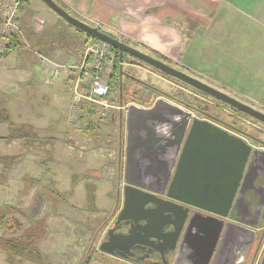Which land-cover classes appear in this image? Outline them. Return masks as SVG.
Segmentation results:
<instances>
[{"label":"rangeland","instance_id":"374dc122","mask_svg":"<svg viewBox=\"0 0 264 264\" xmlns=\"http://www.w3.org/2000/svg\"><path fill=\"white\" fill-rule=\"evenodd\" d=\"M41 4L44 5V3ZM44 6L46 7V5ZM54 14L56 15V13ZM56 16L68 24L59 15ZM218 17L221 19V14ZM163 18L162 23L173 29L174 45L178 46L174 49L175 52H170L171 56L169 54L162 55L141 43L139 47L129 44L131 38L128 37V39L120 38V41L147 55L171 63L173 67L188 76L264 114V52L243 53L248 39L234 37L231 31H225L226 36L217 38L220 32L214 31L212 27L208 26V22L205 24V21L202 22L200 19L189 20L187 16H180L178 20H175L170 15H163ZM213 20L210 19V21ZM0 23L3 27L0 31L1 52L11 45L10 37L21 44L23 43L18 36H10L12 32L4 25L3 20H0ZM19 24L24 30L21 21ZM69 26L76 30L73 26ZM117 26L121 30L123 29L120 24ZM130 31L134 32V27L131 26ZM53 33L64 35H59L57 38L62 41V45L74 46V43L71 44V40L66 38L64 31L56 27L48 30L50 36ZM83 34L81 35L85 36L86 40H78L81 52H85L90 44L98 43L93 38H89L90 36L86 33ZM25 35L29 45L25 48H17L9 57L0 60V72L3 73L0 75V112H3L4 109L8 110L16 127L24 125L26 132H29L30 126L27 123L30 122V118L26 116L27 105L36 111L43 109L45 111L44 121L48 129L43 133H37L31 129L32 137L35 139L29 141L30 147L25 146L24 140L12 142L0 140V158L2 159L0 161V218L6 215L10 220H15L18 229L15 233L8 235L0 230V238L33 235L37 247L43 254V262L40 264H90L97 258L98 244L106 230L103 225L105 226L106 221L109 222V219L116 215L117 206L115 205V191L108 193L107 190L101 189L99 186L96 191V179L106 175V171L92 174L75 171L77 167H86L87 161L82 160L85 155L83 149L77 151L73 145L74 140L68 128L80 131V126L88 124L87 116L85 115L86 122H83L82 118V121L76 118V121L72 122L70 120L72 113L69 112L67 120L61 121L62 125L56 122L59 116L67 113L68 109L71 110L74 86L80 74L79 66L81 64L71 65V68L76 66L72 69L75 75L72 79L74 84L72 82V85H66L64 83L65 75L72 70L63 69L58 75H55L54 68L45 60L49 57L39 56V59L38 49L33 43V38H30L26 31ZM145 36L147 37L145 40L150 46L158 45L157 39L153 40L147 33ZM49 65L53 68V74L52 72L47 73L51 85L38 84L40 80L32 75V71L36 75H38L37 72L42 73L46 69L50 71ZM63 65L68 66L69 64ZM147 66L128 54H125V61H122L124 73L128 72L138 81L155 87L161 91V94L165 93L175 99V103L188 102L198 104V106L201 104L202 109L209 113L205 115L228 126L245 123V117L242 114L231 112L228 107L221 106L212 98L201 96L192 89ZM10 67L12 68L10 69ZM27 79H32V83H26ZM125 85V89L129 93L125 97L128 100L135 97L139 100L137 102L142 104H145L151 97L145 94L156 96L157 93L156 90H147L136 83H125ZM61 88H63V92ZM194 94L199 95V98ZM28 96L33 97V100ZM64 98L69 99L68 102ZM42 99L43 103H41ZM111 100L113 105L108 109V115L103 114L104 107L96 105V112L92 118H89V121L92 120V123L100 124V131L102 135L106 136L104 140L107 137L110 139L109 144L104 143L100 151L104 155L106 167L113 169L112 174L106 176H112L114 179L111 183H114L119 177L116 171L117 167L122 164L123 158L121 157L123 143L120 131L111 124L112 120L117 118V113L115 115L114 111L117 112L121 106L118 91L112 93ZM108 104H110L109 101ZM85 106H81V112ZM183 107L191 110L185 105ZM194 113L197 115L196 111ZM246 120L248 121V119ZM258 126L264 128L261 123ZM242 127L248 134L264 140V132L259 127L258 129ZM9 135V125L0 124V137ZM32 147H34L33 150ZM90 149V147L86 148V150ZM32 151H34V158L31 157ZM8 157L10 159L15 157L16 161L8 169H5L3 158ZM104 167H101L102 170ZM81 181L88 183L87 196L85 188H75ZM114 184L116 186V183ZM94 196H96V201H93L92 197ZM258 244L259 238L255 242L254 251ZM90 247L95 249L92 254L89 253ZM253 254H251V258ZM99 255L104 257L107 254L100 253ZM0 264H8L6 254L1 250ZM15 264L35 263L19 261Z\"/></svg>","mask_w":264,"mask_h":264},{"label":"water","instance_id":"95a60500","mask_svg":"<svg viewBox=\"0 0 264 264\" xmlns=\"http://www.w3.org/2000/svg\"><path fill=\"white\" fill-rule=\"evenodd\" d=\"M41 1L69 25L121 55L128 54L264 124V114L248 105L75 18L54 0ZM125 126L124 208L118 221L129 211L142 214L134 219L141 244L156 249L157 263L243 264L257 237L255 227L261 220L264 223L263 206H258V222L250 229L234 223L232 212L253 166L262 168L264 181V151L255 149L248 138L264 142L233 127L229 129L239 135L232 134L163 98L150 107L128 104ZM261 242L262 237L250 264H255ZM104 245L101 251L113 252Z\"/></svg>","mask_w":264,"mask_h":264},{"label":"crops","instance_id":"0c3cea01","mask_svg":"<svg viewBox=\"0 0 264 264\" xmlns=\"http://www.w3.org/2000/svg\"><path fill=\"white\" fill-rule=\"evenodd\" d=\"M54 1L75 18L86 22L91 26L97 27L100 31L108 34L109 36H112L119 40H121L120 38H131V40L129 39V44H133L134 46L139 47L141 43L143 46H146L156 52H159L162 55H170V52H175L174 49L178 47L174 45L175 37L173 35V29L170 26H166L162 23L164 19L163 15H170V17H174L175 20H178L180 16H187L189 20L193 18L200 19L202 22L205 21V24L208 22V26L212 27L214 31L216 30L218 33L220 32L217 38L226 36L227 34L225 31H231L234 37L248 39L247 43L245 44V48L243 49V53L253 54L256 52H264V0ZM41 3H43L41 0H25L22 4L23 7L20 11L21 16L19 19V21H21L22 23L24 31H26L30 38H33L34 40L33 43L38 49V58L40 59V57L47 56L58 63H60L61 61V63L63 64H69L70 67L71 65H80L82 62L83 52H81V49L79 48L80 45L78 40L80 39L82 41H85L86 37L79 34L73 28H70L69 24H66L58 16H56L57 14L55 15V12H53L45 3L44 5H46V7L48 8H46ZM219 14H221V19H219L218 17ZM210 19L214 20L210 21ZM117 24H120L123 29L121 30L120 27L117 26ZM1 26L2 25L0 23V31L3 29V27ZM131 26L134 27V32L130 31ZM54 27L64 31L66 38H69L71 40V44L74 43V46L70 47L67 45H62V41L57 39L58 36L61 34L53 33V35L50 36V34H48V30H50L51 28L53 29ZM145 33H147L150 38H153V40L157 39L158 45H156V47H152L146 42L145 38L147 37L145 36ZM166 37H168V39H165ZM18 48L25 47L20 46ZM16 49L17 48L13 49L7 57H9L12 52ZM11 68L12 67H10V69ZM51 69L50 71L46 69L42 73L37 72L38 75H36V73L32 71V75L35 76L36 79L40 80L38 84L50 86L51 83L49 82V77H47V73L52 72L53 74V68L51 67ZM1 74L3 73L0 72V75ZM74 77L75 75L73 74V70L72 72H67V74L65 75L64 83L66 85H72L73 82L74 84V81L72 80ZM7 80L9 81L10 79ZM31 81L33 80L27 79L26 83L28 82L29 84H31ZM62 89L63 88H61V90ZM28 98H31L33 100V97L28 96ZM68 100L69 99H67L66 101L68 102ZM43 102L44 101L42 99L41 103ZM135 104H138L143 107H150L146 106L145 104ZM180 105L184 106L182 103H180ZM125 107L126 106H120L117 112L114 111L115 115L117 113V118L113 119L111 122L113 126L119 129L121 141L123 143L121 153V157H123V177L122 181L116 186L114 184L115 181L114 183H111L113 182L114 178L112 176H106L111 175L113 169H110L112 167H106V163L103 159L104 155L100 151V148L103 147L104 143L109 144L110 139L109 137H107L104 140L106 136L102 135V132L100 131V124L94 122L90 126H88V123L85 126H80V131H74L72 128H70L71 130L68 128V131L72 134V138L74 140L73 145L75 146L77 151L83 149L85 155L82 157V160L87 161V164H85L86 167H77L75 171L83 174H92L94 172L103 173L104 171H106V175L104 174L103 176L98 177L96 179V191L99 186L101 189L107 190L108 193H110L111 191H115L116 197L119 196V190L121 188L123 189L124 186V161L126 145ZM44 113L45 111L43 109L41 111H36L31 106L27 105L26 116L30 118V122L28 121L29 124L27 123V125H29L34 132L43 133L48 129V126L45 124L46 122L44 121ZM68 113L69 109L67 113L65 112L64 115L59 116L58 120L56 121L57 124L62 125L61 121L63 119L67 120ZM84 121L86 122L87 118H85ZM81 132H83L84 134L82 135ZM46 142H48V140H46ZM87 147H90L91 149L86 150ZM33 149L34 147H32V150ZM31 157L34 158V151L31 152ZM102 166H105L103 170L101 168ZM117 169L119 170V166L117 167ZM118 170L116 172L119 175ZM75 188H85V194L86 196L88 195L89 188L87 182L81 181L76 185ZM252 195L253 194L251 192L246 193L245 205L243 207H240V205L237 204L232 212V218L234 220V223L247 229L253 228L252 224L256 225V223L258 222V219L256 217V208L250 204L252 200ZM239 197L240 196H238V198ZM115 216L113 218L111 217L109 219V222L107 220L106 230L113 223ZM262 226H264V223L261 220V223L255 227V230ZM256 236V240L258 238L260 240V237H262L261 234L258 232ZM256 240L252 244L249 254L245 256V262L243 264H250L251 257L248 262L247 258L251 254L252 249H254ZM98 252H100V250ZM101 253L107 254L106 256L109 258L111 257L113 260L121 259L119 260L120 262H122L121 264H148L146 262L147 259H144L143 261H134L129 258V256H121L114 252L102 251ZM233 259L238 260L239 257ZM223 264H225V261L223 262Z\"/></svg>","mask_w":264,"mask_h":264},{"label":"flooded vegetation","instance_id":"af4514ba","mask_svg":"<svg viewBox=\"0 0 264 264\" xmlns=\"http://www.w3.org/2000/svg\"><path fill=\"white\" fill-rule=\"evenodd\" d=\"M161 61H163V60H161ZM163 62L168 64V65H170V66H172L171 63H169V62H167L165 60ZM119 65L122 67V61H121V63ZM147 67H149V68H151L153 70H156L158 73L170 78L171 80L176 81L179 84H182L184 86L186 85V87L190 88V86H188L187 84H184V83H182L181 81H179L177 79L169 77L168 75L160 72L159 70H157L155 68H152L150 66H147ZM121 80H122L121 84H123V90L125 89V86H126L125 83L126 84H128V83H131V84L136 83L138 85H141V86L145 87L147 90H150V91L156 90L157 91V93L155 92L156 96H154V95L152 96L150 94H145L147 96H151L146 101V103H145L146 106H152L158 99H161V98L175 103V99H172L171 97L167 96L165 93L161 94L160 90H157L155 87H152L151 85H149L147 83L138 81L135 77H132L131 74H129L128 72L124 73L123 70L121 71ZM128 94L129 93L125 89V91L122 93V96L126 95V97H127ZM197 94H199V93H197ZM199 95H201V94H199ZM199 95H195V96L197 98H199L198 97ZM201 96H203V95H201ZM204 97H206V96H204ZM209 97L210 96H208L207 98H209ZM210 98H212V97H210ZM129 100H131V102L129 104H131V103H139V102H137L139 100L137 98H135V97L134 98L132 97ZM213 100H215V99H213ZM139 104H142V103H139ZM178 104L180 105V103H178ZM220 104H221V106L228 107L231 112L242 114V116L245 117L244 118L245 119V123L244 124H240V125L237 124V125H234V126L232 125V126L228 127V126H226V124H223L221 121L219 122L217 120V122H216L215 118L212 119L213 117L212 118L207 117V115H205V114H209L207 112H204L203 114L201 112H197V115L196 114L195 115L198 118H206V120L211 121L212 123H215L216 125L224 128L227 131H230L232 134H235V135H239V134H237L235 131L230 130L229 128H231V127L237 128V129H239V130H241L243 132H246V131H244L242 126L253 127L255 129H258V127H259L258 125L261 123L258 120L254 119V118H252V117H250V116H248V115H246V114H244V113H242V112H240V111H238V110L232 108L231 106L226 105V104H224L222 102ZM246 119H248V121ZM261 124H263V123H261ZM259 129L264 132V128L262 126H260ZM251 136L264 142V140L262 138L256 137L254 135H251ZM248 141H249V143L252 144V146L255 149L264 151V144L255 143L254 141L249 140V138H248ZM262 171H263L262 168H260L258 165L253 166V168H252V170H251V172H250V174L248 176V179L246 181L245 189H244L243 193L240 195L239 198L237 197L238 198V203L237 204H239L240 207H243L245 205V203H246V193L251 192L253 195H252V200H251L250 204L253 205L256 208V211L258 209V206L259 207L263 206L262 217L264 219V189H263L264 181H263L262 174H261ZM118 197H119V201H118V207H117L116 216L114 218V221H113L112 225L104 232V235H103V237H102V239H101V241L99 243V247H98L97 251L100 250L101 244L105 243V245L103 246L104 249H110L114 253H116L118 255H121V256H125V257L129 256V258H131L134 261H141V260L143 261L144 259H147L146 262L148 264H163L161 261L157 263V261L154 260L155 257L158 256L157 253L154 254V251L156 250L154 247H152L151 245H150V247L142 245L143 244V240H142V237H139L140 233H139V229L137 228L139 224L136 223L135 220H134L135 218L141 217L142 216L141 213H138L137 211L136 212H130L129 211L128 215H123L122 216V220L118 221L119 215H120L121 211L124 208V199H123V189L122 188L119 190V196ZM124 217H126L127 219L124 220ZM113 229H115V231L113 233L109 234L110 230H113ZM127 229H128V231H127ZM128 234L130 236H132L131 240H130L129 237L125 238L126 235H128ZM255 251H254V249H252L251 254H253V252L255 254ZM101 252L102 251L100 250V252H98V253L100 254ZM98 253H97V256H96L97 257L96 260H94L93 262H90V264H94V263H99V264H121V262L119 261L121 259L113 260L111 257L110 258L107 257V256L103 257V256L99 255ZM251 254L247 258V262L249 261ZM263 255H264V251H262L261 247H260V250L258 251L257 256H256L255 264H260L261 263ZM250 260H252V258Z\"/></svg>","mask_w":264,"mask_h":264},{"label":"built area","instance_id":"2783aa9c","mask_svg":"<svg viewBox=\"0 0 264 264\" xmlns=\"http://www.w3.org/2000/svg\"><path fill=\"white\" fill-rule=\"evenodd\" d=\"M24 1L0 0V20H3L4 25L12 32H10V36H18L23 41V47H27L29 45L28 38L19 25L21 16L20 7ZM45 60L54 68L55 75H58L63 69L68 70L74 68L60 64L49 58H45ZM115 60L116 55L112 51V47L101 41L94 45L90 44L85 49L82 63L79 66L80 74L74 86L71 110L69 111L72 113V118H70L72 122L73 120L76 121V118L79 120L82 105H101L105 109L103 114H109L107 111L109 112L108 109L113 105L111 97L109 96V87ZM108 101L110 104H108ZM200 119L204 120V118ZM256 231L262 236L261 250L264 251V226L257 228Z\"/></svg>","mask_w":264,"mask_h":264},{"label":"trees","instance_id":"16d2710c","mask_svg":"<svg viewBox=\"0 0 264 264\" xmlns=\"http://www.w3.org/2000/svg\"><path fill=\"white\" fill-rule=\"evenodd\" d=\"M22 7H23V5H21L20 10L22 9ZM76 30L81 34L84 33L78 29H76ZM89 38H91V37H89ZM10 39H11V45H9L5 51L0 53V59L6 58L13 49L22 46V44L19 43L18 41H15V39L13 37H10ZM94 41L100 42L97 39H94ZM112 51L116 55V60H115L116 65L114 66V71H113V74L111 76V83H110V87H109V96L111 97L113 92L118 91L119 92V103L121 104V106H127L131 101L128 100L125 97V95L122 96V93L125 91V89L123 90V84H121L122 67L119 65L120 61H123V60L125 61V54L121 55L120 51L115 49V48H112ZM190 89H192L196 93H199L203 96L208 97L207 95H205L202 92H199L196 89H193L191 87H190ZM194 100H196V99L194 98ZM217 102L221 103L219 101H217ZM183 103L189 109L194 110L196 112H201V113L207 112V110L202 109L203 107L201 106V104L198 106V104L195 105V104H191L188 102H183ZM96 107L97 106H85V107H83L82 113H81V116L79 119L81 120V118H82L84 121L85 120L84 118L86 115L88 118V123H89L88 126H90L92 124V122H91L92 120L89 121V118H92L94 116V114L96 112ZM0 124H7L10 127V135L7 137H0V140L7 141V142H12L15 140H24L25 146L30 147L31 145L28 144L29 141L32 139H35L32 137L31 128H29V132H26L24 125H21L20 127H16L15 123L13 122V120L10 117L8 110L4 109L3 112H0ZM0 161H2L1 158H0ZM15 161H16L15 157L12 159H10V157L3 158L4 168L8 169L10 166H12L14 164ZM122 175H123V162H122V164H120V167H119V177L115 182L116 185L122 181V177H123ZM92 198H93V201H96V196H94ZM118 201H119V197L117 196L116 197V202H117L116 206L117 207H118ZM106 225L107 224L105 223V226L103 225V227H106ZM0 230L2 232H4V234H7V235L13 234L16 231H18V229L16 228L15 220H13V219L10 220L9 218H7L6 215H3L0 218ZM94 247L89 248L90 254H92V252L94 253V251H95ZM0 250L6 254V261L8 264H15L16 262H19V261L20 262L35 263V264H40L43 262V254L39 250V248L37 247V244L34 241L33 235L14 236V237H10V238L2 237V238H0Z\"/></svg>","mask_w":264,"mask_h":264}]
</instances>
